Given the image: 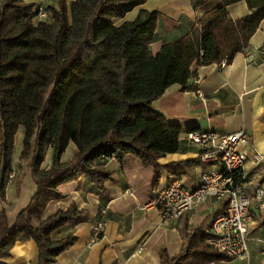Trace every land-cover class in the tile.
Returning <instances> with one entry per match:
<instances>
[{
  "label": "trees",
  "instance_id": "trees-1",
  "mask_svg": "<svg viewBox=\"0 0 264 264\" xmlns=\"http://www.w3.org/2000/svg\"><path fill=\"white\" fill-rule=\"evenodd\" d=\"M241 0H220L180 38L151 50L157 11L125 15L145 0H0V198L12 172L15 136L22 129L19 159L27 161L35 190L9 224L0 211V264L17 242L33 240V264H53L75 243L65 225L88 220V209L71 203L43 217L51 200L63 197L59 186L85 176L101 199L109 193L111 159L137 157L154 170L181 175L183 161L157 160L181 149V127L153 107L165 90H187L197 77L193 64H230L246 50L264 19V0H244L250 13L233 19L227 7ZM46 11L40 17L37 5ZM192 130V129H191ZM70 142V160L62 155ZM50 153V163L43 166ZM264 222V215H261ZM208 231L183 235L181 249L160 250L159 264H211L229 259L207 243Z\"/></svg>",
  "mask_w": 264,
  "mask_h": 264
},
{
  "label": "crops",
  "instance_id": "crops-1",
  "mask_svg": "<svg viewBox=\"0 0 264 264\" xmlns=\"http://www.w3.org/2000/svg\"><path fill=\"white\" fill-rule=\"evenodd\" d=\"M36 1L56 3V0ZM219 2L220 0H145L128 12L123 20L134 19L140 10L157 11L155 40L151 43V50L155 53L164 43L184 35L205 12ZM227 10L233 19L250 13L244 0L229 5ZM192 68L197 77L191 88L183 91L178 84H172L153 102L155 110L161 112L169 122L181 127V149L160 157L157 163L166 165L191 161V164H183L182 174L179 176L168 173L163 175V171H160L159 179L155 182L153 167L143 164L137 157L127 155L122 163L117 159H110L105 164V170L113 174L114 180L104 200L85 176L59 186L63 197L47 204L42 215L44 218L60 209H66L71 203L76 204L79 209H88L90 216L77 226L65 225L54 233L53 236L57 239L72 232L76 240L53 264H159L162 248L170 256L179 252L185 230L188 234L197 230L207 232L215 215L223 210V201L208 198L193 210L166 224L162 223L159 211L149 205L156 192L174 176L180 177L185 186L192 188L198 185L201 173L209 169L199 162L197 149L182 139L188 130L212 129L230 133L243 128L255 149L264 155V19L251 37L248 48L237 52L230 64L224 67L217 63L193 64ZM21 139L22 131L19 129L12 154V177L7 182L5 199L0 198V211L3 208L6 210L9 224H13L16 213L26 205L19 208L15 206L21 193L18 172L23 167L19 163ZM69 147L70 143L66 150ZM72 149L73 154L75 146ZM15 152L18 158L17 168L13 167ZM49 163L50 153L43 166ZM24 165L28 166V162ZM249 169L254 186L264 190V159L259 165L249 164ZM252 192L249 191V194L253 195ZM101 207H105L107 224L100 238L93 241L91 230L101 217ZM251 213L254 221L249 229L248 257L225 259L211 264H264V222L260 217L264 215V194L262 206L252 199ZM36 255L34 241L27 240L17 242L4 261L7 264H33Z\"/></svg>",
  "mask_w": 264,
  "mask_h": 264
},
{
  "label": "built area",
  "instance_id": "built-area-1",
  "mask_svg": "<svg viewBox=\"0 0 264 264\" xmlns=\"http://www.w3.org/2000/svg\"><path fill=\"white\" fill-rule=\"evenodd\" d=\"M37 10L40 17L46 16L40 4ZM225 65L223 59L219 66ZM182 139L197 149L199 162L209 169L201 173L198 185L192 188L185 186L180 177L174 176L156 192L149 205L159 211L162 223L166 224L208 198L223 201L224 208L213 218L206 241L229 259L247 258L249 229L254 221L251 202L255 199L262 206L264 194L263 189L254 186L249 164L259 165L264 155L255 149L243 128L230 133L192 129L185 132ZM249 191H253V195ZM99 211L101 217L91 230L93 241L100 238L107 224L105 207Z\"/></svg>",
  "mask_w": 264,
  "mask_h": 264
},
{
  "label": "rangeland",
  "instance_id": "rangeland-1",
  "mask_svg": "<svg viewBox=\"0 0 264 264\" xmlns=\"http://www.w3.org/2000/svg\"><path fill=\"white\" fill-rule=\"evenodd\" d=\"M22 131V129H20V132ZM74 147V143L73 142H70V147L66 150L64 156H63V159L62 160H65L67 161L69 159V157L73 154H72V148ZM71 156V158H72ZM70 158V159H71ZM17 152H15L14 154V159H13V167L17 168ZM20 161V160H19ZM47 161V159H46ZM26 161H20L19 163H21L23 165V167L25 169H22L23 167L21 166V169H18V172L20 173V179H19V186H20V195H19V199L17 201V204H15V206L17 208L21 207V206H24L25 204L28 203V200H29V197L31 196V193L33 192V190L35 189L36 185H35V182L31 176V173H30V169H29V166L27 165H24ZM163 171V175H166V170H162Z\"/></svg>",
  "mask_w": 264,
  "mask_h": 264
}]
</instances>
